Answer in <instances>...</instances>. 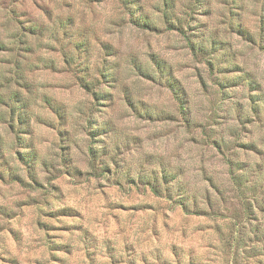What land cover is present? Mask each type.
I'll return each mask as SVG.
<instances>
[{"label": "rangeland", "instance_id": "1", "mask_svg": "<svg viewBox=\"0 0 264 264\" xmlns=\"http://www.w3.org/2000/svg\"><path fill=\"white\" fill-rule=\"evenodd\" d=\"M173 1L0 0V264H264V0Z\"/></svg>", "mask_w": 264, "mask_h": 264}, {"label": "trees", "instance_id": "2", "mask_svg": "<svg viewBox=\"0 0 264 264\" xmlns=\"http://www.w3.org/2000/svg\"><path fill=\"white\" fill-rule=\"evenodd\" d=\"M124 3L132 1V0H122ZM163 1V7H162V16L164 18V21L166 23H169V25H176L174 27L179 28L181 26V20L179 17H174L173 13H172V8L174 6V1L173 0H162ZM135 23H137L140 26H151V22L150 20L147 18L146 15H139L136 16V18H134ZM5 43H3L2 41H0V50H4L5 49ZM135 67L144 75H150L149 72H146V70L142 69V67L139 64H135ZM161 74L164 73L162 70H160ZM106 73L105 72H101V76L105 77ZM108 77H110V72ZM166 81L168 82V85L170 86V88L175 91L178 90L179 88L177 87V85H175L173 83L174 79L170 78V76L166 77ZM9 83V80L4 78L2 79L0 77V89L1 87H5L7 84ZM81 86L88 90L89 89V84L88 82H83L81 84ZM94 95L96 98L100 99V100H105V94H100L98 92V94H96L95 91H93ZM19 100L17 99H12L10 96L5 97V96H1L0 95V104H4L5 106L8 107V112H9V117L6 120L8 126L13 127V121L15 116L17 115L18 120H21V116H22V112L23 110L25 111V109L27 108L25 106V104H21L18 102ZM49 105H51V102H47ZM1 117H3L1 115ZM96 150L90 148V152L92 153V155L94 154ZM24 151H22V154H20V159H24V160H32V157H28L23 158L24 157ZM32 154V153H31ZM176 174H170L169 171H167L166 169L162 168L159 169V171H150L147 173H144L143 170H140L137 174H136V178L138 181H142L144 183H146L147 187H149L150 191L156 195V196H160L161 195V186L159 185L160 182L165 184L163 191H164V196L167 198H173L175 199V201L178 203V205L182 208V209H186L187 205L191 202L190 201V194H187L185 190H183V187L180 185L179 188H177L176 186ZM130 176V179L132 180L133 183H135V179ZM173 189L175 191H180L179 193H176L175 195H173Z\"/></svg>", "mask_w": 264, "mask_h": 264}]
</instances>
